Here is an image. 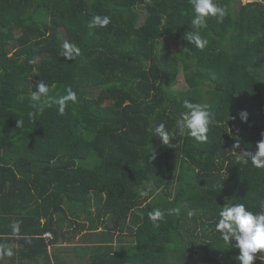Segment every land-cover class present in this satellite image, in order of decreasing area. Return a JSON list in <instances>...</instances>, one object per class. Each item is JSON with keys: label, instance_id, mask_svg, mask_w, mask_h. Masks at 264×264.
Segmentation results:
<instances>
[{"label": "trees", "instance_id": "1", "mask_svg": "<svg viewBox=\"0 0 264 264\" xmlns=\"http://www.w3.org/2000/svg\"><path fill=\"white\" fill-rule=\"evenodd\" d=\"M242 1L216 0L227 14L208 18L200 50L184 38L189 0H0V264H52L49 248L74 242L87 260L56 264H239L215 223L227 203L264 206V168L237 159L264 133V0ZM105 15L106 27H90ZM65 42L80 50L73 60ZM41 80L51 106L37 113ZM69 88L77 100L61 115L53 101ZM185 99L214 115L204 142L178 134ZM108 102L120 117L96 112ZM161 123L169 145L151 131ZM78 189L86 198L68 211Z\"/></svg>", "mask_w": 264, "mask_h": 264}, {"label": "clouds", "instance_id": "2", "mask_svg": "<svg viewBox=\"0 0 264 264\" xmlns=\"http://www.w3.org/2000/svg\"><path fill=\"white\" fill-rule=\"evenodd\" d=\"M189 3L193 12L190 20L191 31L186 32L184 38L191 42L195 48L203 50L208 41L200 35V29L207 26L209 17L216 18L222 22L227 11L216 0H189ZM109 23L110 17L106 15L94 16L90 22V27L103 28ZM79 53V48L69 42H65L60 51V55L69 61L73 60ZM35 62L30 61V63ZM49 90L50 87L41 80L37 84V91L32 92L31 100L40 102L42 97H48ZM76 100V93L69 88L66 90V95L56 98L53 103L58 106L57 110L62 115L65 111L66 103L68 101L75 102ZM50 106L51 104L46 102H40L35 105L37 113L43 112L45 107ZM183 107L186 111L175 122L178 134L180 136L187 135L196 142L206 141L209 124L214 119L213 113L208 109L207 105L194 103L188 99L183 101ZM239 117L241 122L247 123V111H241ZM231 118L235 119V117ZM151 131L153 136L158 137L162 141L163 145H169L170 133L163 123L155 125ZM237 145L239 147V144ZM237 159L245 164L250 160L253 167L264 168V133H262V139L257 142V150L255 152L244 151L239 153ZM141 195H147V192H142ZM179 212V208L169 210V214H179ZM163 215L164 213L159 208L148 213V217L153 223L162 219ZM215 230L220 234L225 244L239 249V254L236 257L239 264H254L257 258L264 261V206H261L259 211L254 212L249 210L244 203H227L218 211ZM12 231L13 234H17L19 232V224L14 223ZM233 242L235 243L233 244ZM3 254L12 256V248L3 249Z\"/></svg>", "mask_w": 264, "mask_h": 264}, {"label": "rangeland", "instance_id": "3", "mask_svg": "<svg viewBox=\"0 0 264 264\" xmlns=\"http://www.w3.org/2000/svg\"><path fill=\"white\" fill-rule=\"evenodd\" d=\"M243 3H246L247 1L246 0H243L242 1ZM41 17L45 18L46 20L49 19L48 15L46 14H41L40 15ZM0 20H2V17H0ZM162 48L166 51H172L173 49H175V45H174V42L170 39V38H164L163 41H162ZM5 52V49L2 45H0V54L1 53H4ZM55 52H57V49H51V50H47L46 48H44L42 50V55L43 56H50L52 54H54ZM174 88L178 89V90H181V89H187L188 88V85L185 81V77H184V74L183 72L181 71L179 73V75L177 76V82L175 83L174 85ZM121 104H117V105H112V102H108L107 104H105L102 108L98 109L96 112L98 114H100L101 116L103 117H110V118H115V117H120L121 116ZM88 191L87 190H83V189H78L75 191V194L74 193H71V194H74L73 196H65V208L68 210V211H71V209L73 208V205L75 204V200H81V199H85L86 198V195H87ZM69 197V198H68ZM81 214V218L76 221L75 217L69 215L70 219L71 220H74L76 221L77 223H80V224H86V226L88 225V221L85 218V215L84 213H80ZM75 218V219H74ZM71 229H73L71 227ZM84 231L81 232V234H83ZM81 234H78L76 235V241L79 240V238L82 236ZM117 238V237H116ZM116 238L114 239V242H116ZM75 245L74 247L73 246H69L68 244H62V245H56L54 246L53 248H51V254L53 255H57V253H60L59 252V249L63 250V253L59 254L58 256L59 257H62L68 253L70 254H74L75 251L77 250L76 247H78L79 245H77V242H74ZM85 243V242H84ZM55 248V249H54ZM60 250V251H61ZM83 254V253H82ZM62 255V256H61ZM85 257V255H84Z\"/></svg>", "mask_w": 264, "mask_h": 264}, {"label": "crops", "instance_id": "4", "mask_svg": "<svg viewBox=\"0 0 264 264\" xmlns=\"http://www.w3.org/2000/svg\"><path fill=\"white\" fill-rule=\"evenodd\" d=\"M57 245H58V246H59V245H62V243L57 244ZM50 249H51V248H49V252H50V262H51L52 264H56V262H57L58 259H61V260H68V261H72V262L74 261V262H75V261L80 260V258H82L81 260L84 259V261H85V260H87V258H88V256H89L88 254H86L85 257H84V255H82V256H80V257H79V256L77 257V256L75 255V253H74V254H70V253L66 254V253H65L64 256L61 255L62 257H59L58 255L61 254V253H63V250L59 249V252H60V253H57V255H54V254L52 255ZM54 249H55V248H54ZM60 250H61V251H60Z\"/></svg>", "mask_w": 264, "mask_h": 264}]
</instances>
